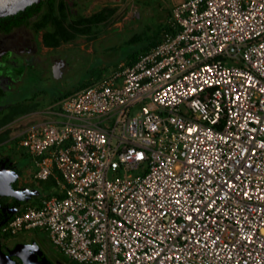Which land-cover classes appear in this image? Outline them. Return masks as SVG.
<instances>
[{
	"label": "built area",
	"instance_id": "built-area-1",
	"mask_svg": "<svg viewBox=\"0 0 264 264\" xmlns=\"http://www.w3.org/2000/svg\"><path fill=\"white\" fill-rule=\"evenodd\" d=\"M167 23L26 127L61 196L1 234L45 229L80 264H264V0H177Z\"/></svg>",
	"mask_w": 264,
	"mask_h": 264
},
{
	"label": "rangeland",
	"instance_id": "rangeland-1",
	"mask_svg": "<svg viewBox=\"0 0 264 264\" xmlns=\"http://www.w3.org/2000/svg\"><path fill=\"white\" fill-rule=\"evenodd\" d=\"M41 1L42 8L37 16L10 33L0 35L2 47H23L20 44L22 42L25 45H33L36 51L32 56H35V62H41L32 68H24L23 75L19 80H15V86L9 94L11 104L9 115L20 112V109L36 110L53 104L56 97H64L91 85L114 69H118L120 64H126L129 54L143 48L151 41L153 35L157 34L162 24L169 21L172 6L177 0H64L68 12L65 20L59 19L61 24L71 34H74V27H79L80 31L68 39H65L64 32L60 34L56 45L49 46L45 44L43 36L49 29L54 32V25L52 27L50 21L54 14L51 15L49 12L48 0L39 2ZM59 1L54 0L55 4ZM94 15H97V21L93 23L86 21ZM79 19L83 21L82 24L77 23ZM48 39L54 42V35ZM21 54L24 57V53ZM58 58L62 59V62L59 75L55 76L52 73L51 62ZM18 122L13 125L14 128L6 132L8 134L6 137L10 133L20 132L22 125ZM19 148L16 150L13 147L8 150L10 157H13L12 160H16L20 176L17 182L24 179L23 191L27 188L28 193L33 191L32 195H28L30 198L25 197L21 208L39 206L41 201L56 189L55 180L52 177L47 180H38L33 176L25 177L23 168L32 165L35 171L36 166L26 148ZM17 243L28 244L32 251L35 250L33 264H48L40 263L41 257H37L36 254L38 247L48 260H54V263L50 264H57L56 261L62 264H80L61 253L53 245L49 232L45 229L32 228L15 238L10 236L0 238L1 248L5 252Z\"/></svg>",
	"mask_w": 264,
	"mask_h": 264
},
{
	"label": "flooded vegetation",
	"instance_id": "flooded-vegetation-1",
	"mask_svg": "<svg viewBox=\"0 0 264 264\" xmlns=\"http://www.w3.org/2000/svg\"><path fill=\"white\" fill-rule=\"evenodd\" d=\"M18 27L13 28L12 30ZM12 30L7 33L0 32V35L8 34ZM20 44L23 47L15 46L13 48H6L0 46V121L1 119H3V117L5 118L9 116V106H11L9 101V94L14 88L16 81L19 80L20 77L23 75L24 68H32L33 66L41 63L39 61L35 62V56H32L34 51H36V48L33 45H25L23 42ZM21 52L24 53V57H22ZM61 62L62 59L60 58L56 59L55 62L53 59V61L51 62L52 73L54 65H58V67L60 68ZM19 119V116H17L11 121L0 126V135L1 137H3L0 140V175L4 176V174L6 175V173L10 175L12 174L13 178L10 179L9 185L14 190L22 191L20 189L22 186L21 182H17L18 179H20V176L16 168V160L13 161V157H10L8 153V150L13 147L16 150L20 149V141L17 140L19 138V134H10L6 137V135H8L6 134V132L8 130H11L12 127H14V123L18 122ZM22 198L24 199L25 195H23ZM22 198L16 199L13 196L0 195V214H12V212L19 210L23 204V201H21ZM15 260L19 262L18 264H21V261L19 259L15 258Z\"/></svg>",
	"mask_w": 264,
	"mask_h": 264
},
{
	"label": "trees",
	"instance_id": "trees-1",
	"mask_svg": "<svg viewBox=\"0 0 264 264\" xmlns=\"http://www.w3.org/2000/svg\"><path fill=\"white\" fill-rule=\"evenodd\" d=\"M42 4L43 3L41 1L39 3L27 6L24 9L18 11L17 13H15L13 15L0 17V32L1 33H4V32L7 33V32H9L10 30H12L15 27L23 26V25L27 24L32 17L37 16L39 14V12L41 11V8H42ZM48 5H49V8H50L49 9L50 14L51 15L54 14V18H51V20H50L51 23H52V27L54 25V32L51 31V29H49L47 31L48 33H46L43 36L45 44H47L48 46L50 44L56 45L58 40H59V38L61 37L62 34H64V32H65L64 35H66L65 39L71 38V35L78 34L77 31H80L79 27H74V29H75L74 34H71V33L68 32V30L65 27H63V25L61 24V22L59 20L61 18L63 20H65L66 17H67L68 10L66 8L67 6H66V3H65L64 0H60L57 4H55L54 0H48ZM170 14H171V12H170ZM96 16L97 15L89 17V18L86 19V21H88L90 23H93L94 21H97ZM77 23L78 24L79 23L82 24L83 21L79 19L77 21ZM165 31H171V27H170V25L167 22L162 24V26L160 27V30L157 32V34L153 35V37L151 38V41L148 42L143 48L135 50V51H132L129 54L126 64H128V65L133 64L141 54H143L148 49H150L151 47H153L157 43H159L161 35ZM52 35H54V42H50V40L48 39L49 36H52ZM61 98H62L61 96L56 97L54 102L60 100ZM30 110H31L30 108L20 109V112H18V113L9 115L8 117H5V118L3 117V119H1V123L2 122H5V123L9 122L10 120L14 119L15 117L23 115V114L29 112ZM1 123H0V126L2 125ZM1 139H2V137H0V140ZM52 194H57V193H52ZM57 195H60V194H57ZM23 200H25V198L24 199L22 198L21 201H23ZM21 209H23V208H20L19 210H21ZM19 210H16L12 214H6V215L0 214V222L1 221H8V219H10L15 213L19 212ZM1 237H3V238L5 237L6 238V237H8V235H3V234L0 233V238Z\"/></svg>",
	"mask_w": 264,
	"mask_h": 264
},
{
	"label": "water",
	"instance_id": "water-1",
	"mask_svg": "<svg viewBox=\"0 0 264 264\" xmlns=\"http://www.w3.org/2000/svg\"><path fill=\"white\" fill-rule=\"evenodd\" d=\"M40 0H0V17L9 16L17 13L18 11L24 9L25 7L39 3ZM59 67L58 65H54L53 73L55 76L59 75ZM13 178V175L6 173L4 176L0 175V195L5 196H13L16 199H21L25 192L28 195H32L33 191H29L26 189L24 193L22 191L14 190L9 185L10 179ZM28 197V196H27ZM26 197V198H27ZM14 213V212H12ZM5 221H1L0 225H2ZM36 245V244H35ZM35 251V250H34ZM28 244L25 243H17L7 252H5L1 248L0 244V264H18L15 258L21 261V264H33V252ZM37 252V251H36ZM39 258L40 263L47 262L50 264L51 262L42 254V251L38 247V252L36 253Z\"/></svg>",
	"mask_w": 264,
	"mask_h": 264
},
{
	"label": "crops",
	"instance_id": "crops-1",
	"mask_svg": "<svg viewBox=\"0 0 264 264\" xmlns=\"http://www.w3.org/2000/svg\"><path fill=\"white\" fill-rule=\"evenodd\" d=\"M58 101H55L53 104L52 103L47 104L48 106L41 107V108L36 109V110H30L29 112H27V113H25L23 115H20L19 116L20 119H19V122L18 123H21L22 129L18 133L19 134L18 135V137H19L18 140L19 141L21 140L22 135L24 133V130L26 129V127L28 125H30L32 123H35V122L36 123H40L44 119H49V118L53 119L54 121H60L63 118V116L59 112V109H58L59 107L57 106V102ZM10 134L13 135L14 133H10ZM29 155L31 156V158L33 159V162H34L33 156L31 154H29ZM22 171H23V174L25 175V177L32 178L33 172H34L32 165H29V167H27V166L24 167ZM23 180H21L22 181L21 182L22 186L20 188L22 191L24 189L23 187L25 186V185H23ZM27 189H29V188H27ZM56 192L57 191L55 189L53 193H56ZM23 193H24V191H23ZM25 194H26V192H25ZM27 196H28V194L25 195V197H27ZM27 198H30V197L28 196ZM49 261L50 262L52 261L51 263H54V260H52V259L51 260L49 259ZM56 263L57 264H62L61 262H58V261H56Z\"/></svg>",
	"mask_w": 264,
	"mask_h": 264
}]
</instances>
